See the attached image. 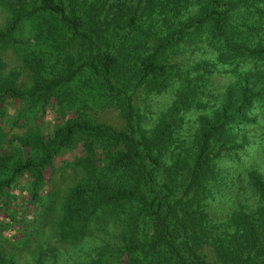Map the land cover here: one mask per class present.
Listing matches in <instances>:
<instances>
[{"label": "trees", "instance_id": "trees-1", "mask_svg": "<svg viewBox=\"0 0 264 264\" xmlns=\"http://www.w3.org/2000/svg\"><path fill=\"white\" fill-rule=\"evenodd\" d=\"M0 5L9 12L0 29V129L16 100L23 101L19 118L35 126L10 136L18 150L28 148L25 158L0 155V206L10 228L30 214L45 218L56 193L44 170L77 150L66 164L80 175L59 200L52 228L72 244L99 233L84 264H264V178L257 170L247 172L254 205L224 219L206 208L221 178L219 161L238 156L247 142L245 126L256 118L248 108L264 102V0ZM186 41H206L214 55L190 64L174 59ZM7 48L31 67L30 86L4 72ZM220 66L234 78L227 99L213 107L206 82ZM169 87L174 96L155 115L137 102ZM98 106L117 108L123 125L91 117ZM19 198L25 201L14 210ZM50 249L33 264H45Z\"/></svg>", "mask_w": 264, "mask_h": 264}, {"label": "rangeland", "instance_id": "rangeland-1", "mask_svg": "<svg viewBox=\"0 0 264 264\" xmlns=\"http://www.w3.org/2000/svg\"><path fill=\"white\" fill-rule=\"evenodd\" d=\"M8 15V10L0 5V29L6 25ZM182 45L174 59L187 64L196 59L214 55V51L206 41L198 43L186 41ZM3 59L6 62L4 72L11 74L17 85L23 88L31 85L32 69L17 56L14 50L5 49ZM247 66L253 67L254 62L247 61ZM224 67L226 66H220V69L206 82L205 97L213 107L218 104L219 100L227 99L226 89L234 78ZM174 91L173 87H169L160 93L148 94L145 100L140 98L137 102L145 111L155 115L158 110L165 108L171 102ZM22 106L23 101L21 100L9 104V107L7 105L3 120L4 128L0 129V155L7 152L18 159H23L28 155V148L18 150L10 139L11 135H24L35 129V126L27 119L19 118V110ZM200 111L201 108L192 110L191 117L194 118ZM88 112L98 121L115 126H122L124 123L120 111L112 106H98L89 109ZM247 115L256 117L254 122L245 126L247 142L237 149L238 156L223 158L219 161L221 178L218 181L216 193L206 205L209 213L219 219H224L235 208H247L255 204L256 194L250 188L247 178L248 170L255 169L264 178V102L259 99L254 100L247 110ZM3 133H6V136ZM76 152L74 150V152L63 153L58 157L53 169L44 170L45 181L48 183L46 186L50 184L51 189L56 193L55 201L46 212L45 218H33L30 214V218L25 220L21 218L10 228L5 222L7 215L0 206V264L2 259L8 260L10 257L14 259L15 264H33L40 255V250H45L47 247L51 249L43 255L45 264H84L92 254L99 233L72 244L60 241L52 228L59 213V200L80 175L75 168L66 164V160L74 157ZM19 200L22 199H17V203L13 204L14 210L21 209L18 204ZM28 209H26L27 212H29ZM33 209L36 210L37 207Z\"/></svg>", "mask_w": 264, "mask_h": 264}]
</instances>
